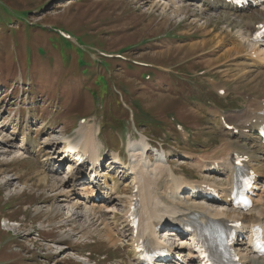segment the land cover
<instances>
[{"label":"rangeland","instance_id":"374dc122","mask_svg":"<svg viewBox=\"0 0 264 264\" xmlns=\"http://www.w3.org/2000/svg\"><path fill=\"white\" fill-rule=\"evenodd\" d=\"M180 7L178 10L167 0H0V142L11 145L8 150L0 147V264L130 261L128 249H115L117 245L110 246L100 237L102 224L92 227L83 223L87 229L78 220L73 223L66 210L57 206L64 193H58L59 186L55 187L51 174L48 183L40 179L46 170L40 169L39 159L46 158L49 148L43 142L45 134L52 130L59 137L71 139L77 136L80 120L85 118V123L94 125L97 135L105 124L103 120H114L111 110L118 106L111 98L122 101L130 111L136 112L134 104H138L147 114L144 120L150 117L165 127L182 122L190 130L192 142H184L185 137L175 128L167 135L163 130L153 131L151 126L133 121L120 124L131 125L130 133L137 138L150 132V141L157 138L158 144L177 153L181 149L210 152L223 141L218 148L221 154L235 147L227 141L228 136L223 137L221 122L202 110V104L211 105L209 101L218 96V88H225L231 102L222 106L232 115L228 122L238 124L239 115L233 114H244L250 99L264 98V69L257 68L245 43L239 40V24L243 22L240 15H210V11L201 10L190 0H184ZM55 28L71 34L69 47ZM76 37L81 40L80 45ZM235 46L239 51L230 56V49ZM119 54L124 58H118ZM100 59L105 66L92 63ZM130 60L137 62L136 68L127 67ZM89 68L91 71L83 72ZM147 73H152V77L147 78ZM98 74L105 75L108 91L99 85ZM189 76L193 77L188 79ZM173 79L180 80V84L196 80L195 89L179 91L180 85ZM111 89L113 93L109 92ZM120 106V111L126 110ZM26 113L28 121L23 120ZM125 119L128 120L127 112ZM109 126L107 135L114 142L113 127L110 123ZM117 131L115 128V134ZM102 136L99 141L103 142V149H116L106 140L107 136ZM235 142L237 146L244 144ZM23 143H29L30 149H21L19 145ZM227 144H232L231 149L224 151ZM15 145L21 153H30L18 156L22 154L14 152ZM258 147L253 151L264 155V149ZM49 152L51 160L55 158L57 162L62 156L56 157L53 148ZM261 159L264 162V157ZM109 174L122 175L120 171ZM7 176L23 186V193H19L18 186L16 191L12 184L7 186L3 181ZM262 180L263 189L264 176ZM116 221L122 229L123 217L117 214ZM40 227L46 230L37 232ZM37 233L41 240H37ZM47 239L57 244L48 243ZM60 244L70 248L55 254L62 249ZM88 251L91 256L81 263L84 258L79 253L89 256Z\"/></svg>","mask_w":264,"mask_h":264},{"label":"bare ground","instance_id":"6f19581e","mask_svg":"<svg viewBox=\"0 0 264 264\" xmlns=\"http://www.w3.org/2000/svg\"><path fill=\"white\" fill-rule=\"evenodd\" d=\"M167 1L173 3V5L178 10L181 9L180 4L182 0H167ZM196 1H199L200 4L201 3L204 4L207 8H209L212 11L217 9L224 11H234V12L251 11V14L246 16L245 15L241 16L243 18V22L242 23L239 22L240 24L238 23L239 40L242 41L244 40V42L248 46L249 57H252L257 61L264 63V44L257 45L251 41L252 33L255 30V24L259 22H264V0H256L257 4L252 5L249 8H243V9L236 8L232 10H231L232 7L227 6L224 1H217V0H196ZM174 12L177 13V10H174ZM260 17H263V19H261ZM238 51L239 49L235 46L234 48L230 49L229 54L231 56V53L236 54ZM262 81L264 82V79H262ZM261 103L262 101L253 102L251 107L252 109L249 108L251 109V112H250V118L248 120L242 122L238 116L236 119L238 124L228 122L229 124H234L235 128H239L238 137L245 138L247 134L244 133V130L247 128L249 132L258 130L259 127L256 119L258 117V112L261 109ZM29 116L31 117V115ZM96 131L97 130L94 128V125H89L87 123L82 124L77 132L78 140L75 143L71 144L69 147L64 148V150L62 151L63 155L61 154L62 156H59V161L58 162L55 161V158L52 159L50 164H48V167L51 166L50 169H56L59 168L61 165H63V163L67 159L66 154L67 152H69L70 149H72V152L71 153L69 152V155L75 156L76 158L74 163L72 165L70 164L71 167H73L76 164L79 158L85 156L86 158L90 157V159L95 161L96 158L94 156L95 155L94 153L100 152V149L98 148L97 145L98 143L95 139ZM225 131H226V135L229 138L236 137L233 134V130L229 131L225 129ZM59 140L60 137L58 136V134L54 132H50L45 141L47 142L48 145L52 146L53 149H56L59 147ZM141 140H143L147 145L148 143L150 144V142L144 139V137ZM228 142L231 141L229 140ZM135 146L138 145L136 143H133L131 149V156H135L136 160H134L133 162L130 161L129 164H126L121 167L125 169L127 172H129L130 169L132 173L130 172L129 173L133 181H137L138 184L140 185V195L142 197L140 231L142 232V234L147 232V230L149 229V224L155 226L163 222L167 225V228L163 232H165V234L174 235L176 233L169 230L171 226H174L176 222H184L186 220H191V219L201 220L205 223H207L208 220L213 218H220L225 222H227V219L234 216H239V218L242 216V219L245 222H252L255 221L256 219L260 221L264 220V209H260L257 215L258 218L256 217L252 221L250 220V217L248 215H241L233 210H230L231 206H230V202L228 201L227 195L223 197L222 202L218 203L215 201L205 200L201 195H198L196 197V195L191 196L189 193L181 194V191L185 186L193 185L194 183H202V181L207 182V180L210 177L216 178L217 180L216 185L217 187L220 188L219 190L228 189L229 184H231L234 175L233 172L234 169L231 163V158H232L231 155L233 151L236 150V148L234 147L233 149H231L232 144H227L223 146L224 151H228L231 149L225 155L220 153V149L214 151L210 155L204 153H200L196 155L191 152L184 153L182 155L183 161L188 162L191 166L195 167L199 174L206 175V177H202L203 179L201 180H191L187 178L184 172L185 167L182 165L175 167L173 166V162L171 160H168L167 162L164 163H157V162L150 163V161L148 160V155L145 158L142 154L145 152V150L136 149L135 151H133V148H136ZM247 146L249 149H251V145H247ZM0 147L2 149L6 148L8 150L7 147H11V145L8 142L2 141L0 142ZM14 147H16V149H14L15 153H21V150L17 145H15ZM2 151H3L2 154L6 156L7 155L6 151L5 150ZM56 152L57 154H59L61 150L58 149L54 153ZM247 153L251 158V162L253 163V167L255 168L256 172L258 174L263 173L261 172L262 167L256 164L257 162H259V159L256 156H254L253 153H251L250 151H247ZM21 154L22 155L26 154V152H23ZM172 156H173L172 153H169L167 155V157L169 158H171ZM144 160H146L147 162H145ZM216 162H218L219 167L215 171H212ZM83 168L84 167L82 166L79 167L80 174H82ZM49 175L48 173H46V171L45 173L42 172V177H40L41 181H44V183H48ZM68 175H70L69 171L65 172L64 174H60L58 176L56 175V177H54V183L56 185L55 187H57V185L59 186L57 188L58 193L59 192L64 193L60 195L61 196L60 204H58L57 206L66 210L73 223H76V221L78 220L80 222L77 223H81L82 225L86 224L92 227L95 224H99V223L102 224L104 231L103 232L101 231L102 233L99 232L100 237L101 238L103 237V239L106 240L110 246H115L119 243L125 242L124 239L127 236L125 234L120 233L118 237L117 232L119 231V227L117 226V224L113 223L114 218H111V216L112 215L115 216V212L120 210V208L124 207V204L127 201L126 198L131 199L132 195L130 194V190L129 191L125 190L124 192H122L121 191L122 188L110 187L106 182L100 183V181L104 179L106 176V173H104L102 169L99 174V177H96L95 179L90 177V181H88V183L83 182L82 184H80V189L77 191V193L72 198L71 197L68 198L67 191L72 190V188L75 186V184L81 177V175H79L77 179H75L73 176H70L68 180H65V176ZM15 177L19 178L18 176ZM126 177L127 175L122 176V178H126ZM219 177H222V179H219ZM4 180L8 187L10 184H12L11 187H13L14 191H16L18 187L22 186V185L14 184L12 178H8V179L5 178L3 179V181ZM162 185H164L163 188L160 187ZM257 185L259 187L261 186V181L259 182V179ZM19 189H20L19 193H23L24 191L23 188L20 187ZM260 189L261 191L258 192V195L255 199L256 205L264 202V191H262L261 187ZM97 195L99 199L103 198L104 200L102 202L95 200L94 198ZM85 196L88 197L85 198ZM115 201H118L120 203H117L118 205H115L114 204ZM50 207H51L50 209H52V206ZM103 211L104 212L108 211V213L103 215L104 213ZM86 225H84V227L87 228ZM124 228H122L124 229V232L128 231L127 224H125ZM71 230L74 231L75 229L73 230V228H71ZM238 231L239 233H243L244 228H241ZM87 232L90 233L91 231L87 230ZM158 238L161 237L158 235V230H157L156 239ZM50 240L51 239H47L48 243L57 244V242H55L54 240L53 241ZM190 240L191 238H187L186 240L177 241V243L175 242L174 249L177 252H179L180 253L179 255H182L184 259V263L178 261L177 264H197V262L193 260L192 258L193 256L191 258H187L185 254L187 251L188 256L190 255V250H191ZM164 241H166V239H164ZM66 244L65 245L60 244L62 246V249L60 248L61 250H57L55 254H59V255L62 254L65 250L64 248H68ZM235 246H237L238 251L244 255V260L248 262V264H264V258H258L255 257V255L250 254L251 251L249 249V244L247 243V241L243 239L240 241L239 238ZM79 255L81 256L82 254L79 253ZM82 256H84V259L88 260L87 258H85L86 255H82ZM131 259L132 260L130 262L123 260L124 264H137V261L134 257ZM171 263L175 264V262H170V264Z\"/></svg>","mask_w":264,"mask_h":264},{"label":"trees","instance_id":"16d2710c","mask_svg":"<svg viewBox=\"0 0 264 264\" xmlns=\"http://www.w3.org/2000/svg\"><path fill=\"white\" fill-rule=\"evenodd\" d=\"M0 12H3L2 10H0ZM8 16H10V15H8ZM6 22H7V24L9 23V21H7L6 20ZM93 64H95V62H92ZM127 64V63H126ZM89 70L91 71V68H89V69H87V70H84L83 72L84 73H88L89 72ZM99 76H98V83H99V85H101L102 87H103V89H104V91H108L110 88H109V82L106 80V77H105V75H103V74H98ZM85 83V82H84ZM86 83H87V81H86ZM109 92H111V93H113L112 92V89H111V91H109ZM106 93V92H105ZM111 93H108V94H111ZM103 96V95H102ZM114 96V95H113ZM115 97V96H114ZM108 98H111V97H108ZM108 98H103V99H108ZM117 99V98H116ZM114 99V98H111V101H112V103H114V104H117L118 102H119V100L117 99Z\"/></svg>","mask_w":264,"mask_h":264}]
</instances>
